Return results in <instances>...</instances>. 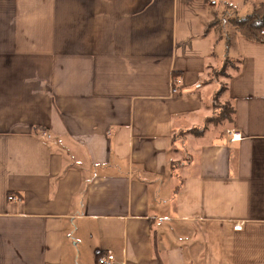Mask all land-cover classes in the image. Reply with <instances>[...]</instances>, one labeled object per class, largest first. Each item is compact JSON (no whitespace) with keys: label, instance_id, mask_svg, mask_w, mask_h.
I'll return each instance as SVG.
<instances>
[{"label":"crops","instance_id":"obj_1","mask_svg":"<svg viewBox=\"0 0 264 264\" xmlns=\"http://www.w3.org/2000/svg\"><path fill=\"white\" fill-rule=\"evenodd\" d=\"M263 1L0 0V264H264V42L204 32Z\"/></svg>","mask_w":264,"mask_h":264},{"label":"trees","instance_id":"obj_2","mask_svg":"<svg viewBox=\"0 0 264 264\" xmlns=\"http://www.w3.org/2000/svg\"><path fill=\"white\" fill-rule=\"evenodd\" d=\"M229 23L237 34L250 40L262 41L260 32L264 29V1L254 5L252 10L243 16L230 18ZM217 25L218 23L216 21L209 23V25L205 27L206 29H204V32H208L210 28ZM222 26L223 24L220 28H222ZM237 62L238 61H235V59L225 56L221 60L222 65L220 67L216 68L214 65L209 66L207 78L204 79L203 83L212 84L217 82L219 87L212 92L210 99L212 113L206 117L205 124L207 121L218 125L224 121H227L228 123L233 121L234 108L232 104L229 101L220 102V97L223 92H226L227 88V83H222L220 78L223 77L227 80L230 77L231 72L237 69ZM228 68L231 69V72L227 71ZM205 124L200 127H192L185 131L175 132L173 139L185 136L186 133L199 136L206 130Z\"/></svg>","mask_w":264,"mask_h":264},{"label":"rangeland","instance_id":"obj_3","mask_svg":"<svg viewBox=\"0 0 264 264\" xmlns=\"http://www.w3.org/2000/svg\"><path fill=\"white\" fill-rule=\"evenodd\" d=\"M219 12L217 13V15L214 17V19L212 20V21H216L217 23H218V25L216 26V27H214L213 29L216 31H218V29H221L220 27H221V25L224 23V21L226 22L227 20L225 19L226 18V16L227 17H229L228 19H230V18H233V17H235V16H232L233 14L231 13L232 12V10H228V9H225L224 11L221 9H219L218 10ZM240 15H241V13L240 14H238L237 16L238 17H240ZM243 16V15H242ZM223 26H224V24H223ZM226 27V26H225ZM216 35H217V38L218 37H224V35H225V33H224V31H220L219 30V33H216ZM222 65V63H221V61H219V59L218 60H216L215 61V64H214V66L216 67V68H218V67H220ZM227 71L228 72H231V69L230 68H228L227 69ZM217 81H219V80H217ZM220 81L222 82V83H226L227 82V80H226V78H223V77H221L220 78ZM217 82H215V83H212L211 85H209V86H207V88L205 89V91H204V94H205V96H207L208 98H207V100H206V105H208V106H210V108H212L211 107V101H210V99H211V96H212V92L215 90V89H217L219 86H218V83L216 84ZM225 101H228L227 100V97H226V94H225V92H223L222 93V95H221V97H220V102H225ZM212 113V109H211V111L209 110V115ZM204 116L205 115H203L202 117H201V119H199L198 120V122L197 123H199L200 124V126H202V125H204L205 123H204ZM206 125V129H208V131H207V136H211V135H213V134H217V132L218 131H220V130H222V129H224L226 126H228V122L227 121H224L223 123H221V124H213V122H211V123H209L208 121H207V123L205 124ZM207 136H205V138L207 137Z\"/></svg>","mask_w":264,"mask_h":264},{"label":"built area","instance_id":"obj_4","mask_svg":"<svg viewBox=\"0 0 264 264\" xmlns=\"http://www.w3.org/2000/svg\"><path fill=\"white\" fill-rule=\"evenodd\" d=\"M209 4L215 5L216 0H209ZM260 34L262 36V41L264 42V29L261 30ZM171 83H172V92L175 93V92H177L179 84L181 83V78L180 77H174V78H172ZM226 133L228 135H230L231 141L240 139V133H239V131H237L235 129H229L226 131ZM8 199L9 200H19V198L15 195H9ZM241 227H242V223H236L234 225V229H237V230L241 229ZM113 262H114V257L110 253L97 256V263L98 264H112Z\"/></svg>","mask_w":264,"mask_h":264}]
</instances>
